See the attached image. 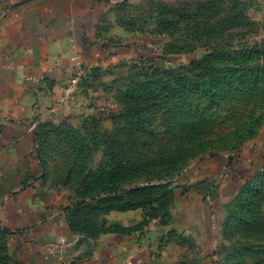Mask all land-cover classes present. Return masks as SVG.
Returning <instances> with one entry per match:
<instances>
[{"label": "rangeland", "instance_id": "rangeland-1", "mask_svg": "<svg viewBox=\"0 0 264 264\" xmlns=\"http://www.w3.org/2000/svg\"><path fill=\"white\" fill-rule=\"evenodd\" d=\"M112 1L101 33L118 55L80 79L76 124L34 130L53 165L43 179L93 225L101 203L141 209L146 264H264V0ZM13 163L0 209L28 180ZM229 172L239 176L223 193ZM184 211L210 216L204 255ZM15 260L0 222V264Z\"/></svg>", "mask_w": 264, "mask_h": 264}, {"label": "crops", "instance_id": "crops-1", "mask_svg": "<svg viewBox=\"0 0 264 264\" xmlns=\"http://www.w3.org/2000/svg\"><path fill=\"white\" fill-rule=\"evenodd\" d=\"M112 2L0 0V173H14L13 162L18 161L25 164L28 179L10 186L13 192L0 209L15 264H146L152 256V230L142 229L141 209L105 212L98 225L89 221L94 216L77 217L73 223L75 217L65 211L69 199L42 177L53 165L42 160L32 130L33 125L76 124L80 104L66 101L63 88L76 74L82 78L118 55L106 50L109 40L101 33ZM202 173L215 179L212 169ZM237 176L226 175L223 193ZM183 217L184 229L201 235L197 237L204 255L207 233L200 229L210 226V216L204 211L193 217L184 211Z\"/></svg>", "mask_w": 264, "mask_h": 264}, {"label": "built area", "instance_id": "built-area-1", "mask_svg": "<svg viewBox=\"0 0 264 264\" xmlns=\"http://www.w3.org/2000/svg\"><path fill=\"white\" fill-rule=\"evenodd\" d=\"M80 79H81L80 73H78L63 88L64 99L66 101L74 103L77 100ZM35 128H36V125H33L32 130H35Z\"/></svg>", "mask_w": 264, "mask_h": 264}, {"label": "trees", "instance_id": "trees-1", "mask_svg": "<svg viewBox=\"0 0 264 264\" xmlns=\"http://www.w3.org/2000/svg\"><path fill=\"white\" fill-rule=\"evenodd\" d=\"M115 8V7H114ZM39 132L40 131H37L36 130V132H35V134H36V136H37V142L39 143L38 145L40 146L39 148H42L41 147V143H40V140H39V138H40V136L38 137V134H39ZM40 151L42 152V149H40ZM106 199H107V197H106ZM104 199L102 198V201H103ZM94 203V201H91V204H93ZM101 204H104L105 206L104 207H107L106 208V211L107 212H109V211H111V210H124V209H120V208H115V207H113V209L112 208H110V203H101ZM82 207H84L85 209H88L89 207H91V205H88V206H84V205H82ZM132 209H137L136 208V206L135 207H133V208H130L129 210H132ZM79 210H83V209H79ZM125 211V210H124ZM73 216L75 217V221H73V223L74 224H76L77 223V220H76V218L77 217H85V216H88V215H86V213H81V212H77V213H75V214H73Z\"/></svg>", "mask_w": 264, "mask_h": 264}]
</instances>
